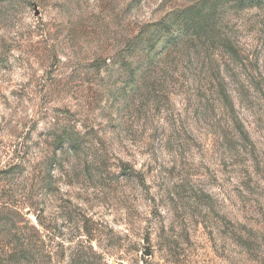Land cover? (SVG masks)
Instances as JSON below:
<instances>
[{
  "label": "rangeland",
  "instance_id": "374dc122",
  "mask_svg": "<svg viewBox=\"0 0 264 264\" xmlns=\"http://www.w3.org/2000/svg\"><path fill=\"white\" fill-rule=\"evenodd\" d=\"M159 247L264 264V0H0V264Z\"/></svg>",
  "mask_w": 264,
  "mask_h": 264
},
{
  "label": "trees",
  "instance_id": "16d2710c",
  "mask_svg": "<svg viewBox=\"0 0 264 264\" xmlns=\"http://www.w3.org/2000/svg\"><path fill=\"white\" fill-rule=\"evenodd\" d=\"M197 14V16H199V11L198 12H195ZM194 14L193 12H189V10H185L184 12L182 13H175L173 15V18L172 19H166V20H163L161 22H159L158 24H156L155 26H157V33H158V36H157V42L161 41V42H164L166 41V44L168 46H170V42H169V37H172L173 38V45H177V39H180L181 37H183L185 34H184V30L183 28L190 24V20L194 19ZM193 23V22H192ZM174 25H177L178 29H174ZM143 44V42H141ZM149 43V42H148ZM147 43V44H148ZM155 44L152 45V48H150L151 50L152 49H155L154 48ZM64 135V134H63ZM66 135V134H65ZM69 141V144L70 145H73L75 142L73 140V138H70L69 136L65 137V136H60L58 137V143L60 145H63V143ZM245 235H239L237 234L236 232H234L233 234V238L235 239L236 243L241 246L245 253L247 251H250L249 249V245L245 243V238H244ZM160 250H161V253H167L169 252V254H167V256L165 258H162L163 260V263L162 264H181L180 260L176 257L175 254H172L171 257L169 258H172V260L168 258V255L170 256L171 252H170V249H163L162 247H159ZM174 253V252H173ZM149 257L151 256V253H147L146 256ZM226 261L227 258H226ZM142 264H152L151 262H148L146 259L142 260ZM156 264H160V263H156ZM227 264H229L227 262Z\"/></svg>",
  "mask_w": 264,
  "mask_h": 264
}]
</instances>
